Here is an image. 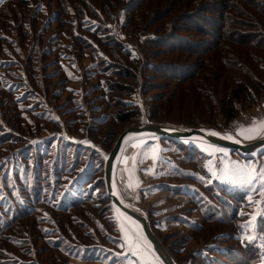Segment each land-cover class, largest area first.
<instances>
[{
    "label": "trees",
    "instance_id": "16d2710c",
    "mask_svg": "<svg viewBox=\"0 0 264 264\" xmlns=\"http://www.w3.org/2000/svg\"><path fill=\"white\" fill-rule=\"evenodd\" d=\"M19 1L24 6L26 2L35 4L32 0ZM146 1L111 0L107 10L105 5L102 6V10H105L110 19L124 12L125 22H128L130 19H135L136 13ZM172 1L173 10L176 3ZM193 1L192 4L196 5V8L186 11L183 15H177L175 22H167L165 33L158 35L153 32L152 36L137 41L134 47L135 54L134 51L127 50L117 34L106 27L103 17L89 0H57L60 9L55 11L49 22L56 23L61 31L72 32L69 10L74 9L79 21L77 27L87 36L82 37L80 34L75 36L79 50L88 52L92 67L99 74L100 81L102 80L105 102L109 107L117 108L115 112H111L114 120L118 123H126L140 120L141 109L126 102L120 95L136 91L146 92L150 87L148 79L151 76L160 74L177 83H185L195 78L206 64L211 65L212 62L207 56L212 51L230 49L232 43H225L229 41L243 42L264 49V28L255 15L257 13L264 16V0H242L247 4L245 6L240 5L239 0ZM234 3H237L238 8ZM16 6L12 10L4 6L0 7V14H9L17 22L16 30L23 48L22 50L18 47L14 48L21 59L14 64L22 74L19 73L18 76L13 73L15 80L13 87H10L8 95L1 102L8 103L12 113L8 115L7 123L3 120L6 111H3L4 117L0 118V143L10 141L13 154L9 155L4 164H0V264H48L47 258H39L35 238L32 237L33 230L38 233L36 238L42 237L46 247L56 252L54 257L48 259L49 262L69 264L70 259H77L85 263L124 264L123 257L118 254L121 249L122 230L114 218L113 206L103 186L104 158L100 151L86 141L76 142L56 136L40 138L38 130L48 129L42 128V125L38 126V121L50 123L51 128L56 130L61 129V124L53 122L45 114L37 115L35 121L23 115L27 113L26 109L29 111L35 106L46 107L51 101L48 99L49 85H46V78L42 73V69L47 65L45 58L50 53L45 49L40 33L45 29L43 28L45 25L36 26L34 30L23 29L21 21L27 18L31 8L22 7L19 10ZM233 11L252 18L253 29L245 33L232 29L233 24L236 23L231 15ZM156 15L161 18L163 15L169 17L171 14L168 8H165ZM156 15L151 21L157 18ZM87 17L98 23L92 31L84 26ZM2 21L8 25L14 24L7 19ZM174 28L193 33L183 34L173 30ZM0 43L2 44L0 52L4 53L7 45L13 41L0 36ZM26 43L29 44L27 50H25ZM146 47H159L161 53L178 51L192 57L205 56V58L191 65L171 61L157 63L148 59L143 51ZM252 55L256 57V53ZM244 58L246 59V56ZM221 61L225 69H228L235 59L225 56ZM261 69L263 76L260 80L254 78L256 74L252 68L244 67L242 70L246 78L235 79V86L222 96L219 109L215 108L216 112L207 102L208 95L205 94L204 97L203 93L199 94L196 101L201 110L213 109L214 114L223 119V123H220L214 120L216 118L214 116L213 120L209 119L205 122L216 127H226L239 115L240 108L237 104L248 103L249 108L255 105L264 94V62ZM149 71L153 74H148ZM46 74L48 73L45 72V77ZM19 88L24 89V92L15 96L13 91ZM202 90L200 92H203ZM31 100H35V103L33 107L32 105L28 107L27 103H31ZM18 108L24 111L21 113ZM34 113L33 116L37 112ZM153 115V107H150L152 118ZM23 117L27 119L24 120ZM10 122L13 124L12 127L9 125ZM185 122L187 123L185 125H201L194 117L191 121ZM100 123L104 124L103 121ZM85 128L83 133L90 139L89 134L96 127ZM161 138L175 145V149L182 154L181 162L186 166L178 167L173 175L174 178L196 181L198 184L197 190L190 195V200L202 214L203 223H193L190 228L193 232H202L205 222H215L225 227V229L217 226L214 229L209 227L201 233V240L214 241L216 237H223L221 238L223 244L221 242L218 248L210 249L209 254L196 255L195 258L200 260L198 264H264V215L257 220L254 238L249 240L244 237L239 241L235 233L241 231L248 219L246 210L251 207L246 193L232 189L217 180L206 182L194 172H188V170L197 171L209 180L210 175L205 164L207 155L194 146L176 142V139ZM166 188L173 190V193L184 195L181 186L167 185ZM46 204L50 208L49 212L44 211ZM83 206H90L93 209L100 207L97 210H99L98 214H102L103 219L97 218L91 211L86 212V216L72 217L74 211ZM65 216L69 219L62 221ZM28 218L32 219L24 222V219ZM151 221L154 224V220ZM227 224H230L228 228H226ZM46 226L51 228L50 234ZM75 229H80V233L78 234Z\"/></svg>",
    "mask_w": 264,
    "mask_h": 264
},
{
    "label": "rangeland",
    "instance_id": "374dc122",
    "mask_svg": "<svg viewBox=\"0 0 264 264\" xmlns=\"http://www.w3.org/2000/svg\"><path fill=\"white\" fill-rule=\"evenodd\" d=\"M32 1L35 3L34 5H32V2H26L27 4L24 6L19 0H0V7L4 6L12 10L14 6L18 5L16 8L20 10L22 7L30 6V14L26 16L27 18L24 21H21L23 29L31 28L34 30L36 26L45 25L43 27L45 29H42L40 33L44 40L45 49L50 54L45 58L47 65L42 69V73H44V78H46V85H49L48 99L51 101L46 107L35 106L33 109H30L32 111L26 109L27 113L23 115L33 121L36 120L37 115H48L53 122L61 124V129H53L50 123L38 121V126L42 125V128L48 129L45 131L42 128V130H38L40 138L45 139L56 136L76 142L86 141L100 151L104 158V164L120 133L134 125L157 124L176 129H209L223 137L243 143L264 138V94L250 108L248 107V103L237 104L240 108L239 115L226 127H216L205 122V120H213L215 116L214 120L223 123L222 117L216 116V113L214 114V111L216 112L215 108L219 109L222 96L233 89L236 83L235 79L246 78L242 70L244 67L252 68L254 74H256L254 78L262 79L261 67L264 62V49L243 44V42L229 41L225 43H232L230 49L212 51L207 56L208 60L212 62L211 65L206 64L195 78L185 83H177L160 74L151 76L148 79L150 87L146 92L136 91L120 95L126 102L140 107V120L118 123L111 114L117 108H111L105 102V89L102 86V80L100 81L99 74L92 67L91 58L87 55L88 52L86 50H79V44L76 42L75 36L78 34L82 37L87 36L85 32L77 27L79 21L74 9L69 10V20L73 26L72 32L61 31L58 29L56 23L50 24L49 22L55 11L60 9L57 5V0ZM171 1L147 0L136 13L135 19L133 18L125 22L124 12L118 13L113 19L107 16L105 10L110 6L111 0H89L103 17L106 27L115 32L124 43L126 49L131 52L134 51L133 54H135L134 47L137 41L152 36L151 33L153 32H156L158 35L165 33V24L167 22H175L177 15H183L186 11L196 8V5L192 4L193 0H173L172 2L176 3V7L172 10ZM234 4L238 8L237 3ZM239 4L247 5L242 0H239ZM104 5L106 9L102 10V6ZM165 8H168V12L171 15L169 17L163 15V17L159 18L156 13ZM155 15L157 18L151 21ZM231 15L236 20L232 29L234 28L240 31V33L253 29L254 21L252 18L234 11ZM255 15L258 17L259 24L264 28V16L261 14L257 15V13ZM3 19H7V21L9 20V22H13L14 24L8 25L5 23V20V22L2 21ZM84 22V26L90 31L98 25L97 21L88 17ZM16 29L17 22H15L11 15L6 13L0 14V36L13 41V43L16 42L15 44L11 43L7 45L4 53L0 52V118L4 117L3 111H6L7 117L3 118L6 123L8 115L12 112L10 107H8V103L1 102L8 95L7 92L10 87H13V82L15 81L13 73H16L18 76L22 74L18 66L14 64L16 61L21 60L20 55L16 54L14 48L23 49ZM173 30H177L183 34L188 33L189 35L193 33L192 31L187 32L184 29L174 28ZM14 31H16L15 35L13 34ZM16 44L17 46H15ZM0 45L2 44L0 43ZM28 47L29 44L26 43L25 50ZM159 49V47H146L143 51L150 61L157 63L171 61L191 65L205 58V56L200 58L196 56L192 57L178 51L161 53ZM251 52L256 53V57ZM225 56L235 59V62L228 69H225L221 61ZM244 56H246V59ZM45 72L48 73L46 77ZM148 74H153V72L149 71ZM200 90L203 92H200ZM13 92L15 96L21 95L24 89L19 88ZM202 93L204 97L208 95L209 99L207 102L214 107V111L211 109L212 113L208 109L205 111L201 110V107L198 105L196 98ZM34 103L35 100H31V103H27L28 107L31 105L33 107ZM150 107H153V118L150 116ZM18 110L21 113L24 111L21 108H18ZM34 112L37 113L33 116ZM192 117L201 123V125H185V121H191ZM102 121L104 124L100 123ZM9 125L12 127L13 124L10 122ZM87 126L96 127L93 131L91 130L89 134L90 139L85 137L86 134L83 133V129ZM257 130H259L258 134ZM176 142L187 146H194L200 152L207 155L205 164L206 170L210 175L209 180L197 171L188 170V172H194V174L206 182L210 183L217 180L232 189H239L246 193L251 207L246 210L248 219L241 231L235 233V237L239 241L244 237L248 238L251 236L254 238L257 220L264 215L261 214L264 212V193H258L256 189L264 181H260L259 186H255L253 184H245L242 180L245 178V174L259 176L260 170L264 169V147L260 148L258 152L248 155L198 139H176ZM12 150L10 141L0 143V164H4L9 155L13 154ZM247 157L250 158L248 159ZM181 158L182 154L175 149V145L160 136H134L125 143L120 152L116 169V180L123 198L134 208H140L148 215L153 231L163 242L175 261L178 264H198L200 260L195 258L197 257L196 255L209 254L210 249L218 248L221 242L223 244L221 239L223 237H216L214 241H203L200 238L201 233L205 232L209 227L212 229L216 226L222 229H225V227L219 223L205 222L202 232H193L192 228H190L193 223H203V216L190 200V195L194 194L197 190V182L176 179L173 176L177 172V169H179L178 167L184 166ZM104 166L102 180L106 190ZM233 172H235V176L231 175ZM225 173H229V175L226 177ZM167 185L181 186L184 195L181 196L173 193V190H167ZM45 206L44 211L47 210L49 212L50 208L47 204ZM99 208L93 209L90 206H83L82 208H77L75 211L73 210L72 217L74 215L86 216V212L91 211L96 214L97 218L103 219L102 214H98L99 210L97 209ZM114 218L118 221L122 230L121 249L118 254L123 257L124 264H145V262L160 264L147 248L138 228L126 226L116 212ZM31 219H24V222H29ZM66 219L69 218L65 216L62 218V221H66ZM151 220H154V224H152ZM228 225L230 224H227L226 228H228ZM46 227L50 234L49 230L51 228ZM75 230L78 234L80 233V229ZM37 235V231L33 230L32 237L35 238V246L39 258H47L48 264H59L58 261H53V263L48 261L50 257H54V253L56 252L46 247L42 237L36 238ZM72 261L69 264H105L102 262L85 263L79 260Z\"/></svg>",
    "mask_w": 264,
    "mask_h": 264
},
{
    "label": "water",
    "instance_id": "95a60500",
    "mask_svg": "<svg viewBox=\"0 0 264 264\" xmlns=\"http://www.w3.org/2000/svg\"><path fill=\"white\" fill-rule=\"evenodd\" d=\"M156 135L173 139H192V136L200 135L206 138L207 142L230 150L238 151L242 154H253L264 147V138L253 142L243 143L231 140L218 134H210L205 129H176L157 124L134 125L126 128L116 139L112 149L105 159L104 182L107 191V198L111 201L114 211L119 215L122 222L129 227H136L142 234L143 240L149 251L160 262V264H178L172 257L163 242L153 231L151 222L146 213L140 208H134L122 196L116 180V169L120 152L125 143L134 136ZM129 217L130 219L126 218ZM132 224V226H131Z\"/></svg>",
    "mask_w": 264,
    "mask_h": 264
},
{
    "label": "snow or ice",
    "instance_id": "6c2138e0",
    "mask_svg": "<svg viewBox=\"0 0 264 264\" xmlns=\"http://www.w3.org/2000/svg\"><path fill=\"white\" fill-rule=\"evenodd\" d=\"M251 131V130H250ZM257 130V134H258ZM246 138H252V137H246ZM226 177L229 175V173H225ZM231 175L235 176V172L231 173ZM260 180V181H264V169L260 170V174L259 176L256 175H247L245 174V178L242 180L243 183H247L249 185H251L252 183H254L255 181ZM256 191L258 193H264V183H260V186L256 189ZM261 214H264V212H262ZM249 240H252L253 237H248ZM135 254V253H134ZM145 264H150V262H145Z\"/></svg>",
    "mask_w": 264,
    "mask_h": 264
},
{
    "label": "bare ground",
    "instance_id": "6f19581e",
    "mask_svg": "<svg viewBox=\"0 0 264 264\" xmlns=\"http://www.w3.org/2000/svg\"><path fill=\"white\" fill-rule=\"evenodd\" d=\"M206 131H208V133H212V134H217L215 131H213V130H209V129H205ZM219 135V134H218ZM221 136V135H220ZM192 139H198V140H202V141H206V138H204V137H202V136H200V135H195V136H192L191 137ZM125 217L126 218H128V219H130L129 217H127L126 215H125ZM131 220V219H130Z\"/></svg>",
    "mask_w": 264,
    "mask_h": 264
},
{
    "label": "crops",
    "instance_id": "0c3cea01",
    "mask_svg": "<svg viewBox=\"0 0 264 264\" xmlns=\"http://www.w3.org/2000/svg\"><path fill=\"white\" fill-rule=\"evenodd\" d=\"M259 182H260V180H257V181H255L252 184L255 185V186H259ZM245 184H247V183H245ZM72 260H77V259H70V262H73Z\"/></svg>",
    "mask_w": 264,
    "mask_h": 264
}]
</instances>
